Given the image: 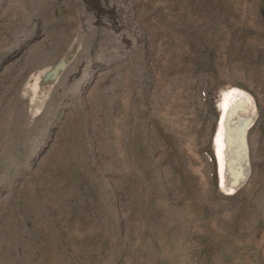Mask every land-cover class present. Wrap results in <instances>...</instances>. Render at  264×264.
<instances>
[{
	"label": "rangeland",
	"instance_id": "374dc122",
	"mask_svg": "<svg viewBox=\"0 0 264 264\" xmlns=\"http://www.w3.org/2000/svg\"><path fill=\"white\" fill-rule=\"evenodd\" d=\"M0 264H264V0H0Z\"/></svg>",
	"mask_w": 264,
	"mask_h": 264
},
{
	"label": "bare ground",
	"instance_id": "6f19581e",
	"mask_svg": "<svg viewBox=\"0 0 264 264\" xmlns=\"http://www.w3.org/2000/svg\"><path fill=\"white\" fill-rule=\"evenodd\" d=\"M225 92V91H224ZM228 92H232V91H228ZM228 95V94H227ZM229 97V96H228ZM223 99V98H222ZM228 106H229V101L228 100H226V99H224L223 100V104H222V106H220V107H222L223 108V113L227 110V108H228ZM221 120H222V118H221ZM222 137V136H221ZM224 145H225V141H224V139H222V138H220L219 137V140H218V151H219V154H223L224 155V151H223V148H224ZM217 151V150H216ZM218 154V155H219Z\"/></svg>",
	"mask_w": 264,
	"mask_h": 264
}]
</instances>
